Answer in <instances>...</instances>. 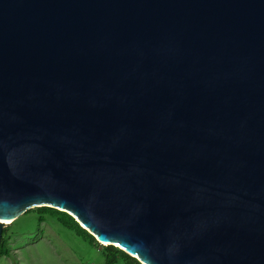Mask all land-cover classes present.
<instances>
[{"label":"water","instance_id":"obj_1","mask_svg":"<svg viewBox=\"0 0 264 264\" xmlns=\"http://www.w3.org/2000/svg\"><path fill=\"white\" fill-rule=\"evenodd\" d=\"M38 207L141 264H264V0H0V220Z\"/></svg>","mask_w":264,"mask_h":264},{"label":"rangeland","instance_id":"obj_2","mask_svg":"<svg viewBox=\"0 0 264 264\" xmlns=\"http://www.w3.org/2000/svg\"><path fill=\"white\" fill-rule=\"evenodd\" d=\"M35 213L20 216L6 233L9 259L0 264H102L92 248L51 217L38 222Z\"/></svg>","mask_w":264,"mask_h":264},{"label":"trees","instance_id":"obj_3","mask_svg":"<svg viewBox=\"0 0 264 264\" xmlns=\"http://www.w3.org/2000/svg\"><path fill=\"white\" fill-rule=\"evenodd\" d=\"M35 213L38 217V222L42 223L46 217H51L60 223L64 228L73 232L79 239L87 243L92 248H100L103 257L102 264H141L136 258L131 257L123 250L112 245H101L96 238L87 230L83 229L80 224L66 212L59 211L50 207H38L28 210L23 215ZM16 221V220H15ZM13 221V222H15ZM11 222V224L13 223ZM10 224L3 229L2 239L0 242V259L10 256V250L7 247L6 233Z\"/></svg>","mask_w":264,"mask_h":264},{"label":"bare ground","instance_id":"obj_4","mask_svg":"<svg viewBox=\"0 0 264 264\" xmlns=\"http://www.w3.org/2000/svg\"><path fill=\"white\" fill-rule=\"evenodd\" d=\"M2 223H4V225H8L11 221H4V220H0Z\"/></svg>","mask_w":264,"mask_h":264},{"label":"crops","instance_id":"obj_5","mask_svg":"<svg viewBox=\"0 0 264 264\" xmlns=\"http://www.w3.org/2000/svg\"><path fill=\"white\" fill-rule=\"evenodd\" d=\"M20 218V217H19ZM16 222V221H15ZM15 222H13L12 224H14ZM11 223H10V226L12 225ZM7 259H9V257H4V260H7ZM1 260V259H0Z\"/></svg>","mask_w":264,"mask_h":264}]
</instances>
